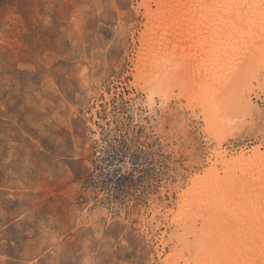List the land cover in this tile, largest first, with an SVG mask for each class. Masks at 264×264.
<instances>
[{"label": "rangeland", "instance_id": "1", "mask_svg": "<svg viewBox=\"0 0 264 264\" xmlns=\"http://www.w3.org/2000/svg\"><path fill=\"white\" fill-rule=\"evenodd\" d=\"M141 2L0 0V264H192L171 221L179 194L211 165L219 176L235 168L217 161L264 152V89L251 91L257 114L227 99L225 113L215 110L229 78L212 76L220 65L203 66L189 46L161 52L167 97L151 102L139 88L142 38L172 40L170 29L154 35ZM106 134L138 154L143 181L121 208L100 204L89 187L95 140Z\"/></svg>", "mask_w": 264, "mask_h": 264}, {"label": "bare ground", "instance_id": "2", "mask_svg": "<svg viewBox=\"0 0 264 264\" xmlns=\"http://www.w3.org/2000/svg\"><path fill=\"white\" fill-rule=\"evenodd\" d=\"M141 4L144 8V19L150 22L152 31L155 33L154 35H158L157 32L163 33L164 30L170 29V39H172L170 43L167 42V39L165 40L166 36L164 37L163 34L161 37H164V39L157 36L156 40H150L149 38L147 40L143 39V37L140 41L141 49H143V46L149 48L144 51L139 50V54L142 53L140 56L143 59L141 58V60H144L147 65V73L145 74L144 68L142 75L137 76V80L139 81V88L143 92L148 93L151 102H153L156 96L159 98L166 96L163 95L165 88L161 82L166 86L168 85L163 76L164 72H167L168 69L160 63L163 60L162 53L171 52L172 50L177 55L178 52L182 55L183 50L189 46L188 49L196 50L195 56H198V62L204 60L205 64L203 65L202 62L201 65H207L209 67L214 64L217 66L218 64L220 65L219 70L217 67L215 69L213 67L212 70L215 72L217 69L218 71L216 72L220 74L218 75L215 72L212 76L216 78L220 76L221 78L224 75L221 78H224V80L229 78L225 80L227 81L225 82V87H221L218 93H216L217 96L215 94L213 95L215 110L221 108L219 104H223L226 99L228 103L233 102L235 105L241 106L251 116L258 110V107L251 102L250 95L253 90L264 89V82H260V76L258 74V68L260 69L262 67L264 70V0H142ZM152 7H154L153 10ZM157 39L163 40H159L160 43H155L154 45L153 42L157 41ZM172 42L174 43L171 45ZM159 45L160 49L158 48ZM182 57L184 58V56ZM190 58L194 59L195 57L192 56ZM209 63L211 64L209 65ZM166 64L168 65V63ZM139 66H137V69ZM208 68L206 67L203 70ZM183 72L181 74L180 70V72H176V75L184 76ZM143 75L149 80L147 82L148 87L142 84L144 83ZM178 76L176 78H179ZM173 78L176 79L175 77ZM189 78H185L184 80L187 81ZM199 78L203 79V76ZM207 80L206 82H208ZM246 81H248V85L244 83ZM190 83L192 85L194 82ZM213 87L218 86L213 85ZM247 87L251 90L249 91ZM217 89L215 88V90ZM194 93L196 94V92ZM210 94L208 95L210 96ZM204 96L208 97L206 94L201 98L204 99ZM188 97L190 98V96ZM207 101L206 103H208ZM222 111L223 108H221ZM215 117H219L218 120L221 118L220 116ZM227 120L223 121L222 119L224 124L222 121L220 123L227 126L231 125L233 119H229L232 121ZM209 125L212 127V124L209 123ZM209 129L211 130L210 126ZM224 135L226 134L224 133ZM260 147H256L249 152L242 151L241 154L236 155V157H230L228 160L222 159L221 161H217V164L221 162L222 167H229L234 164V171L231 169V171L225 172L224 176L223 171V174L221 173L222 175L219 176L215 172V166L211 165V169L209 168L207 174L193 177L191 179V188L189 186L187 191L179 194V202H176L178 210L173 215L171 221L172 224L178 227L177 229L180 228L184 232V234L180 233L182 235L176 240L179 239L184 243V249L188 251L187 256H189L190 263L264 264V152H260ZM211 156L214 157L212 153ZM236 170H239V174H236ZM219 213L226 217L222 220L220 216L222 222L218 219ZM186 260L187 258L184 260V263H186ZM178 262L175 263L179 264Z\"/></svg>", "mask_w": 264, "mask_h": 264}, {"label": "built area", "instance_id": "3", "mask_svg": "<svg viewBox=\"0 0 264 264\" xmlns=\"http://www.w3.org/2000/svg\"><path fill=\"white\" fill-rule=\"evenodd\" d=\"M95 143L89 187L100 204L121 208L127 203L122 204L125 197L134 194L143 181L137 173L138 154L120 136L99 135Z\"/></svg>", "mask_w": 264, "mask_h": 264}]
</instances>
